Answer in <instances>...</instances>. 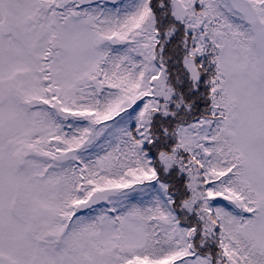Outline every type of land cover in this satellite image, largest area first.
<instances>
[{
  "label": "snow or ice",
  "instance_id": "obj_1",
  "mask_svg": "<svg viewBox=\"0 0 264 264\" xmlns=\"http://www.w3.org/2000/svg\"><path fill=\"white\" fill-rule=\"evenodd\" d=\"M0 264H264V0H0Z\"/></svg>",
  "mask_w": 264,
  "mask_h": 264
}]
</instances>
